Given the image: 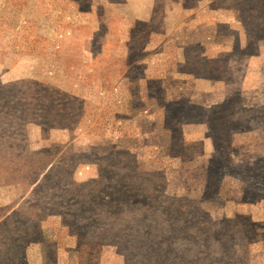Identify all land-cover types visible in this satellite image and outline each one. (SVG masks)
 <instances>
[{
  "label": "rangeland",
  "instance_id": "rangeland-1",
  "mask_svg": "<svg viewBox=\"0 0 264 264\" xmlns=\"http://www.w3.org/2000/svg\"><path fill=\"white\" fill-rule=\"evenodd\" d=\"M168 1L0 0V264H264V0Z\"/></svg>",
  "mask_w": 264,
  "mask_h": 264
},
{
  "label": "crops",
  "instance_id": "crops-1",
  "mask_svg": "<svg viewBox=\"0 0 264 264\" xmlns=\"http://www.w3.org/2000/svg\"><path fill=\"white\" fill-rule=\"evenodd\" d=\"M53 1L54 0H50V16L56 15L65 18L62 22L61 29L68 34L72 32L70 29L71 25L70 22H66L65 20L68 21L72 11L75 12L76 16H88V18H91L94 21V28L92 30V28L89 27L87 32L88 37L85 40H92L94 34L98 30L97 22H101V11H107L108 13V22L110 21L109 24L111 27L110 31L113 32L114 29H112V27H115L116 32L120 30L122 33L128 34V32H130V26L134 23L143 22L152 24V22L159 17L158 4L167 3L168 0H58L59 4L57 5H55ZM200 1L203 2L206 0H198L193 6L184 7L182 4L181 7H183V9H196V6L200 5ZM172 2L174 3V1H170L169 3ZM83 4L86 5L85 10L83 9ZM168 16L167 9L164 8V20H166ZM152 34L158 33L154 31Z\"/></svg>",
  "mask_w": 264,
  "mask_h": 264
},
{
  "label": "trees",
  "instance_id": "trees-1",
  "mask_svg": "<svg viewBox=\"0 0 264 264\" xmlns=\"http://www.w3.org/2000/svg\"><path fill=\"white\" fill-rule=\"evenodd\" d=\"M188 51L186 50V53H187ZM25 82H17V83H12V84H9V85H7L6 87H4V88H6V90L7 91H3L2 90V88L0 87V92L1 93H3L4 95H8V94H11V93H13V91L12 90H17L19 87L18 86H20L21 84H24ZM10 91H12L11 93H10ZM14 91V92H15ZM1 93H0V95H1ZM3 96V95H2ZM18 96H20V94H18L17 93V97ZM70 99H72V100H75V98L74 97H71ZM14 102H15V100H14ZM3 100H0V112H1V110H2V108H3ZM11 104H13V103H11ZM15 107V106H14ZM16 108V107H15ZM14 109V108H13ZM14 111V110H13ZM13 111H12V113H13ZM39 112V111H38ZM6 112H3V115L5 114ZM19 113L20 112H14L13 113V118L12 119H9V120H11L12 122H13V126L14 125H16L17 124V122L18 121H20L21 120V115H19ZM25 113V112H24ZM173 114V112H171L170 113V115H172ZM9 115V114H8ZM31 116L30 117H32V114H30ZM33 116H35V113H33ZM3 117V116H2ZM205 117H206V115H205ZM226 119V118H225ZM28 122H31L30 120H28ZM4 127H8V125H4Z\"/></svg>",
  "mask_w": 264,
  "mask_h": 264
}]
</instances>
